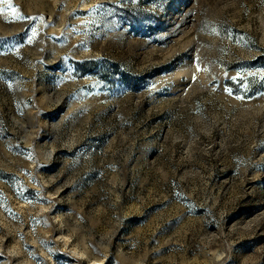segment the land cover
Wrapping results in <instances>:
<instances>
[{"label":"rangeland","instance_id":"obj_1","mask_svg":"<svg viewBox=\"0 0 264 264\" xmlns=\"http://www.w3.org/2000/svg\"><path fill=\"white\" fill-rule=\"evenodd\" d=\"M0 264H264V0H0Z\"/></svg>","mask_w":264,"mask_h":264}]
</instances>
